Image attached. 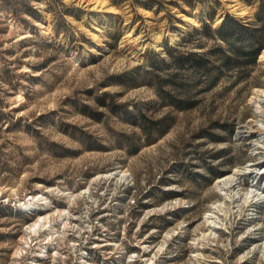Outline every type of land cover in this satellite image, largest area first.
I'll list each match as a JSON object with an SVG mask.
<instances>
[{"label": "rangeland", "instance_id": "374dc122", "mask_svg": "<svg viewBox=\"0 0 264 264\" xmlns=\"http://www.w3.org/2000/svg\"><path fill=\"white\" fill-rule=\"evenodd\" d=\"M252 2L33 0L38 14L21 17L0 8V264H264V173L257 203L227 205L226 229L204 249L198 239L221 199L216 180L258 158L237 132L259 130L264 50L249 78L227 72L194 90L190 109L147 85L167 45L193 49L205 24L253 20ZM142 116L168 132L148 141Z\"/></svg>", "mask_w": 264, "mask_h": 264}, {"label": "trees", "instance_id": "16d2710c", "mask_svg": "<svg viewBox=\"0 0 264 264\" xmlns=\"http://www.w3.org/2000/svg\"><path fill=\"white\" fill-rule=\"evenodd\" d=\"M32 1L0 0V8L16 17L35 16L38 10ZM252 3L256 7L253 20L244 22L228 16L219 28L205 24L203 30H198L197 37L190 40L198 41L193 49L176 50L166 46L168 59H156L148 71L150 83L147 85L155 88L167 106L181 110L192 108L196 104L194 90L216 86L227 72L242 80L252 75L264 50V0ZM208 41L213 42L210 48ZM111 108L128 109L125 104ZM140 121L139 127L148 141L159 139L169 130L164 120L142 116Z\"/></svg>", "mask_w": 264, "mask_h": 264}, {"label": "bare ground", "instance_id": "6f19581e", "mask_svg": "<svg viewBox=\"0 0 264 264\" xmlns=\"http://www.w3.org/2000/svg\"><path fill=\"white\" fill-rule=\"evenodd\" d=\"M159 47L156 48L157 51L162 52L163 49ZM262 57L264 58V52ZM257 93L258 99H260L259 101L261 102L259 103L262 104V102H264V89H258ZM262 105H264V103ZM257 116L259 117V124H257L259 130H253L251 126L243 125L239 128L237 137L241 140H251L254 154L258 158L246 166L236 168L231 173L223 175L216 180L214 185L221 199L211 206L206 217L207 221L205 227L207 232L198 238L201 243V246H199L200 249L206 247L210 238L215 239L222 230L226 229L227 226L224 217H226V219L228 217L227 214L225 215L227 205L232 213H236L242 206L251 207L257 203V198L260 195L258 185L255 184L254 181L264 173V131H262L264 130V109L257 111ZM115 175H119V173L114 172L108 176L113 177ZM247 177L252 179L253 183L247 190H244L241 188V185L242 181ZM32 204L33 203H29L26 205L30 206Z\"/></svg>", "mask_w": 264, "mask_h": 264}]
</instances>
